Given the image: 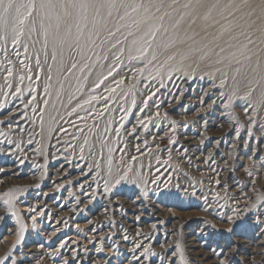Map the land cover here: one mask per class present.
I'll return each instance as SVG.
<instances>
[{"label":"rangeland","instance_id":"1","mask_svg":"<svg viewBox=\"0 0 264 264\" xmlns=\"http://www.w3.org/2000/svg\"><path fill=\"white\" fill-rule=\"evenodd\" d=\"M37 36L27 54L21 47L16 57L11 43L7 59L0 53V195L12 191L15 213L0 198V257L12 253L6 264H264L260 108L237 96L225 107L232 95L208 75L140 74L146 67L121 57L99 73L100 55L85 74L88 89L46 129L51 86L46 92L44 80L53 60ZM84 61L75 46L67 49L62 76ZM12 66L9 90L4 76ZM91 96L97 99L85 104ZM249 153L255 160L246 163ZM21 223L23 239L13 249Z\"/></svg>","mask_w":264,"mask_h":264},{"label":"snow or ice","instance_id":"2","mask_svg":"<svg viewBox=\"0 0 264 264\" xmlns=\"http://www.w3.org/2000/svg\"><path fill=\"white\" fill-rule=\"evenodd\" d=\"M177 0H172L171 4L165 5V0H148L147 3H126L125 0H0V53L5 55L7 59L8 48L7 45L11 43L13 46V52L16 57L20 56L19 48H23L25 54L29 51V44L26 42L27 38L30 40L33 34L41 32L44 37V50L45 59L48 58L47 48L49 43L52 45L51 59L55 61L57 55L63 57L64 49L67 47L72 50L75 46L78 55H83L84 47L96 46V40L100 37V29L103 28L107 31V38L114 39L115 42L111 44V48L117 49V46L122 42L117 38V33L121 31V27H134L136 31H141V26L146 25L147 30L143 32L140 40H132V44L137 46L136 51L138 55L130 57L131 59H142L146 57L149 50L152 48L153 42L156 40V35L161 31L163 24H157L154 21H163L165 16H170L168 11H163L162 9L171 8L175 11L174 5ZM183 8L189 10L186 14L196 15L201 9H206L204 19L208 20L211 17L213 10H217L218 14L224 16L225 13L231 17L230 24L234 25L235 28L239 29V35L243 36L245 43H242L237 51L229 53V56L224 59H219L217 63H223L227 60L226 67L233 68V63L237 65L234 71L237 74L241 73V68L245 64H251L254 57L256 58L257 68H260V57L264 54V48L257 51L254 47L256 41L252 39V36L256 35L257 39L260 40L261 44H264V0H227L226 3H222V0H214V2H209V0H188V3L183 5ZM131 9V12H129ZM123 10V15L119 16L120 21H125L131 17L132 13H135L137 18L132 19L131 25L127 24H117L114 26L115 30L107 28V17H112L113 13H119ZM154 10V11H153ZM107 12V17L104 16V12ZM160 13V15H157ZM183 18V17H182ZM179 23V22H177ZM73 28H75V34H73ZM167 31V29H164ZM133 32L129 31L128 36H132ZM127 40V37H125ZM105 40L100 41L99 46H103ZM83 45V47L81 46ZM224 52V49H220ZM124 49L118 48L117 53L113 54L115 61L120 62V57L123 55ZM107 59V56L104 57ZM36 64L40 65L39 55L36 56ZM156 59L155 52L152 54V60ZM169 59H174V57H169ZM9 65H12L10 59L7 60ZM20 65L28 69V65L25 64L23 60L19 61ZM151 63V61H149ZM87 65H85L86 67ZM77 68V64L73 62L71 67L68 69L70 72L72 69ZM180 69H176L179 71ZM257 69H252L255 72ZM83 71V68L81 69ZM116 68L113 66L96 85L95 88H99L104 80L113 75ZM140 74H143L144 69L140 68L137 70ZM219 71V69H217ZM6 75L4 76V81L9 90L13 88L11 82L12 77L15 75L14 66L7 67L5 69ZM227 73L225 72V76ZM29 80L32 79L31 76L27 77ZM171 78V77H169ZM25 79V75H19V81L21 84ZM51 79V77H49ZM117 86L124 83L123 80L114 81ZM226 83V80H221V84ZM115 88L106 89V91L115 92ZM22 89L20 87L15 88V95L20 94ZM47 92V88H45ZM8 92H4L5 98L8 96ZM251 96V91L247 93ZM33 100L36 99L35 96L32 97ZM96 96H91L89 100H85L84 103H90L91 100H96ZM105 100L108 97L104 98ZM151 99V97H149ZM228 103L225 107H230L234 99L233 96H229ZM47 105V101H44ZM145 107L147 106V101L144 102ZM3 104L0 103V108ZM107 110V109H105ZM35 111V109H33ZM143 111V109H141ZM247 109L245 112L247 113ZM103 115V113H99ZM250 123H254L250 119ZM117 134L119 129H116ZM249 135H251V129H249ZM135 159V158H133ZM245 172L249 177L253 176V172L249 169H245ZM127 179V174L125 173L116 182L119 183L120 180ZM219 183V181H217ZM106 191L107 182H106ZM3 199V203L8 207L9 212H12V191H8L0 195ZM260 200V206L264 207V196L258 197ZM255 206V205H254ZM12 214L15 215L14 212ZM227 222L235 224V221L231 216L227 217ZM35 226V225H33ZM215 227V225H213ZM233 229L228 228L227 231L231 232ZM25 231V225L21 223L20 231L17 233L18 239L16 244L13 245L15 249L16 245L20 244L23 239V233ZM137 248L141 247L136 245ZM148 252V249L144 250ZM12 256L10 252L4 257H0V264H6ZM12 264H16L13 260ZM174 264V262H173Z\"/></svg>","mask_w":264,"mask_h":264},{"label":"bare ground","instance_id":"3","mask_svg":"<svg viewBox=\"0 0 264 264\" xmlns=\"http://www.w3.org/2000/svg\"><path fill=\"white\" fill-rule=\"evenodd\" d=\"M125 2L129 4L141 2L147 3L148 0H125ZM209 2H214V0H209ZM226 2L227 0H222V3ZM171 3L172 0H165V5ZM186 3H188V0H177V3L174 5L176 9L175 11H172L171 8L162 9V12L165 10L168 11L170 16H165V19L162 22L154 21L157 24L162 23L163 27L161 28V31L157 33L156 40L153 42L152 48L149 50L148 55L142 59L138 60L130 58L138 55L136 51L137 46L133 45L131 42L133 39L139 41L140 37L143 35V32L147 30V26L142 25L141 31L139 32L136 31L134 27H121V31L117 33V38L120 39L122 43L117 46V49H124L123 55L121 56L122 62L125 64H134L140 67H146L144 72L148 75L153 71L154 73L157 71L158 74L164 78L168 77V75L173 71H176V69H180V72L188 76H211L220 84L221 80H226V83L223 85L232 96L234 94V96H237L240 100H244L249 102L251 105L260 108V110L264 113V54H262L260 57V68H257L256 58L254 57L250 65L245 64L241 68L240 74H237L234 71V68L237 67V65L234 63L233 68L226 67L227 60H224L223 63H217V60L224 59L229 56V53L237 51L240 45L246 42L244 37L239 35V29L230 24L232 18L229 17L227 13H225L224 16H221L218 14L217 10H213L211 17L208 20H205L203 17L205 15L206 9H201L196 15H188L186 13L189 10L183 8V5ZM129 12H131V9H129ZM120 15H123V10H120L119 13L114 12L112 17H107V12L105 11L104 16L107 17V28L114 31L115 25H131L132 19L137 18L136 14L132 13L130 18L126 19L125 21H120ZM157 15H160V13ZM164 29H167V31H164ZM129 31L133 32L132 36H128ZM36 34L40 36V38L37 36L39 38L38 43H43L44 45L43 34L41 32ZM36 34H33L30 40L25 38L29 45H36L37 42L33 40L35 39L34 36H36ZM73 34H75V28H73ZM107 35V31L101 28L100 37L96 40V46L83 48L82 57L85 58V61L83 63H77V68L73 69L70 74H67V76H62V63L65 59V53L68 49L67 47L64 49L63 57L61 58L58 54L57 59L52 62L51 66L49 64L47 67L48 72L44 80V85L47 90L51 86V91L47 95L49 106L45 125L46 129H48L49 126H51L54 121H56V115H58L60 112H64L66 105H70L72 102H74L82 90L88 89L89 81H86L87 78L85 79V74L87 70L90 69L89 67L96 63L100 55L102 58L107 56V59H105L106 62L103 65L98 66V72L103 73L108 69V65L112 62L113 54L117 53V49L111 48V44L114 43L115 40L110 38L106 39ZM125 37H127V40H125ZM252 39L256 41V44L251 47H254L257 51H259L261 48H264V44H261L256 35L252 36ZM101 40H105V43L102 47L99 46ZM81 46L83 47V45ZM40 47L42 48V45ZM37 48L39 49V47ZM221 48L224 49V52L220 51ZM47 52L52 53L51 43H49ZM153 52H155L156 55L155 60H152ZM39 56H41V54ZM170 56L174 57V59H169ZM149 61H151V63H149ZM85 65L87 66L85 67ZM82 68L83 71H81ZM217 69H219V71H217ZM252 69L257 70L253 72ZM225 72L227 73L226 76ZM49 77H51V79H49ZM250 91L251 96H248L247 93ZM232 147H235L233 143L231 146H228V149H233ZM101 150L105 158V163L108 166L107 169L110 168L109 171L111 172L112 164L110 161L109 147L104 146L101 148ZM253 154L249 153L246 154L247 157L243 156V159H246V163L253 159V156H251ZM243 171L237 170V173L241 174ZM113 176L114 174L112 172L111 177Z\"/></svg>","mask_w":264,"mask_h":264}]
</instances>
